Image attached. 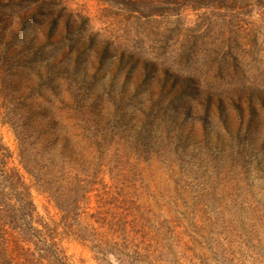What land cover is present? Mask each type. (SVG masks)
<instances>
[{
  "label": "rangeland",
  "instance_id": "1",
  "mask_svg": "<svg viewBox=\"0 0 264 264\" xmlns=\"http://www.w3.org/2000/svg\"><path fill=\"white\" fill-rule=\"evenodd\" d=\"M166 1L0 0V163L57 221L20 142L88 137L89 213L134 226L153 264H264V0ZM60 242L73 264H118Z\"/></svg>",
  "mask_w": 264,
  "mask_h": 264
},
{
  "label": "trees",
  "instance_id": "2",
  "mask_svg": "<svg viewBox=\"0 0 264 264\" xmlns=\"http://www.w3.org/2000/svg\"><path fill=\"white\" fill-rule=\"evenodd\" d=\"M139 1L126 0V3L134 5ZM185 1L163 3L177 6ZM189 1L198 8L224 7L221 0ZM159 14L160 10L143 13V16L140 13L141 17ZM70 118L67 111L66 115L59 114V119H63L64 123L69 122ZM50 138L22 140L18 157L20 167L33 185L54 202L59 213L57 221L38 216L30 186L17 169L6 168L2 160L6 155H1L0 264H73L60 245L62 237L87 244L101 256L111 255L118 264H153L152 255L144 253L139 247L142 244L138 240L139 230L136 231L134 226H128L125 220L108 212L89 213V207L84 202L89 193L84 191L79 170L74 166L80 162L82 147L90 139ZM51 150L53 153L47 157Z\"/></svg>",
  "mask_w": 264,
  "mask_h": 264
}]
</instances>
